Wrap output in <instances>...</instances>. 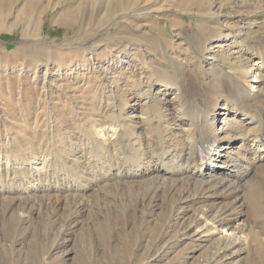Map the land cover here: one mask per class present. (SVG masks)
Listing matches in <instances>:
<instances>
[{
    "label": "bare ground",
    "instance_id": "bare-ground-1",
    "mask_svg": "<svg viewBox=\"0 0 264 264\" xmlns=\"http://www.w3.org/2000/svg\"><path fill=\"white\" fill-rule=\"evenodd\" d=\"M16 1L0 0V13H6ZM78 1L53 20L80 25L75 45L83 53L94 51L120 22L133 23L132 18L159 10L151 0ZM25 4L24 12L19 10L13 17L22 25L24 39L40 38L42 24L32 11L40 8L44 12L46 5L42 0ZM198 6L196 25L186 29L187 41L177 43L163 29L154 33L156 39L146 34L149 40L142 44L158 60H148L144 54L140 68L145 64L146 72L128 78L126 88L109 97L114 103L105 112L99 110L102 100L97 98L91 124L80 134L83 146L78 145L73 130L66 133L63 124L57 126L51 111L46 113L44 136L51 141L45 157L37 158L34 150L30 152L33 156L28 152L13 156L9 144L0 143L1 223L12 218L20 223L30 221L42 208L36 210L30 204L38 192L36 198L46 203L44 207L64 206L81 213L83 207L93 205L97 206L94 216L98 223L108 217L118 221L109 242L92 245L98 253L120 247L119 237L137 228L142 231L140 238L123 245L132 253L178 255L171 264H240V256L255 247L264 264V248L259 244L264 243V37L251 44V35L241 33L233 21L222 20V13L212 10L210 4ZM86 8L91 11L85 15ZM232 38H241L242 44L238 42L240 47L232 51L233 59L220 56L229 67L224 70L214 64L213 79L205 86L192 73L193 60L198 65L208 59L219 62L214 40ZM107 44L112 52L114 45L109 40ZM180 53L185 55L183 59ZM49 57L42 58L48 70ZM164 61L179 63L185 85L178 78L179 68H164L160 65ZM117 95H122V102L115 100ZM77 117L83 120L81 115ZM28 141L33 143L31 138ZM69 162L78 169L67 175L61 169H69ZM20 170L26 172V178L18 185L14 175ZM249 199L252 208L257 206L252 215ZM67 201L70 205L63 204ZM82 223L81 217L68 216L58 228L57 244L49 257L59 254L64 260L70 254L66 242ZM146 231H153V236L147 239ZM143 260L136 263L150 264L151 259Z\"/></svg>",
    "mask_w": 264,
    "mask_h": 264
},
{
    "label": "rangeland",
    "instance_id": "rangeland-1",
    "mask_svg": "<svg viewBox=\"0 0 264 264\" xmlns=\"http://www.w3.org/2000/svg\"><path fill=\"white\" fill-rule=\"evenodd\" d=\"M26 1L28 0H17L15 6L10 8L11 10L7 9L6 13H0L1 16L3 15L0 16V143L2 141L8 143L10 154L12 153L13 156L17 152L20 155L26 152L30 154L33 150L38 153L37 158L47 155L51 141L47 139V136H44L48 111L52 112L57 126L63 124V131L66 133L68 130H73L80 140L77 141L78 145L82 144L83 146L80 134L85 132L87 124H91L89 117L93 108L98 107L97 100H102L99 110L105 112L109 108L108 105L113 102L109 97L113 98L114 92H121L126 88L128 78H135L137 75L139 77L142 72H146L145 64L142 69L140 68L144 54L148 60L154 57L158 60L154 53L143 46V41L148 42V35L156 39L154 33L162 29L169 38L174 39L177 43L181 39L184 40L190 26L196 25L198 12L195 11H199L200 6L198 5L200 4L206 7L210 4L212 10L222 13V20L236 23L237 29H241V33L251 35L249 43H256L264 37V0H151L155 1L154 7H158L159 10L150 13L151 15L148 13L139 16V18H132L133 23L132 21L120 22L118 27H112L109 36H105L106 38H103L105 40L96 45L94 51L83 53L79 46L75 45L79 42V37L76 38V35L80 25L56 24L53 20L56 14L64 13L70 8L73 9L79 3L78 0H49V2L42 0L43 5H46V10L41 12L38 8V10L32 11L34 18L42 24L43 31L40 38L35 35V38H31L35 40L24 39L22 25H18L13 17L19 12H24ZM22 7L23 9H21ZM88 10H84L85 15ZM152 14L154 15L152 16ZM152 25L154 26L151 27ZM10 27H13L12 31L5 30ZM237 29L234 28L232 31L237 33ZM154 30L156 31L153 32ZM253 35L255 38L252 37ZM107 39L115 47L112 52L109 51ZM239 39L241 38L235 40L232 38L226 41L214 40V44L218 42L217 46H214V53L219 56V62L208 59L202 62L203 65H198V62L193 60L194 71L192 73L201 77L202 84L204 83L205 86L210 84L213 79L211 72L216 64L224 70L229 67L222 57L230 55L229 57L233 59L232 51L238 50L237 46L240 47L242 44ZM47 40L48 42H46ZM185 40L187 41V39ZM151 47L156 46L152 44ZM48 49L50 53L46 52ZM90 53H94L92 58H89ZM47 54L50 56V70L42 62ZM179 55L182 59L185 57L184 54L180 53ZM160 65L171 70L172 66L177 70L179 68L178 74L180 75L177 77L181 84L185 85L184 76H181L183 71L179 63L174 65L164 61L160 62ZM202 67L203 71L201 72ZM201 83L200 85H202ZM117 86L119 87L117 88ZM131 90L134 91V89ZM119 95L115 99L118 103L123 101L122 95ZM78 115H81L83 120L77 117ZM94 118L101 119L99 115H95ZM84 121L86 122L85 127L81 125ZM30 138L33 143L28 141ZM1 148L3 147L1 146ZM1 148L0 150H2ZM2 154L5 156V153ZM77 167L76 164L69 162V169L61 170L68 175L71 169H78ZM20 172L14 175L18 185L26 178V172L24 170H20ZM249 191L248 186L246 193ZM36 193L33 198H30V204H34L36 210L39 207L42 208L30 221L20 223L12 218L8 222H0L2 228L0 231V264H137L144 261L145 258L151 259L150 264H171L177 261L178 255L175 254L130 252L123 245H125L124 243L127 245L128 241L132 244L131 241L140 238L138 236L142 235V231L137 228H132L131 231L129 229L130 233L127 231L126 234L119 237L123 244L120 247L107 249L100 253L95 252L92 245L109 242L118 221H112L108 217L102 223H98L99 221L94 216L97 206L93 205L83 207L81 213L74 212L75 210L72 208L65 210L64 206L60 207L62 210L53 205L48 208L44 207L43 204L46 203L41 202L40 197L36 198ZM26 194L34 195L29 192ZM63 204L70 205V201ZM249 204L252 215V209L257 206L252 208L250 199ZM68 216H78L83 221L73 232L71 240L68 239L66 242L71 252L65 257L66 261L61 260L59 254L49 257L50 252L57 244L58 228L65 220H68ZM152 232L146 231L147 239L153 236L150 234ZM259 244L263 249L264 243L260 241ZM95 259L97 262L94 261ZM239 261L240 264H263L260 249L257 250L255 247H251L249 251L243 253Z\"/></svg>",
    "mask_w": 264,
    "mask_h": 264
}]
</instances>
